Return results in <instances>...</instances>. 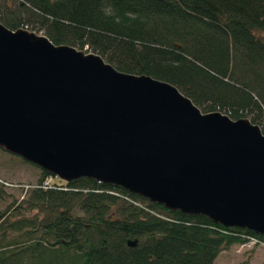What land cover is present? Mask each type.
<instances>
[{
  "label": "trees",
  "instance_id": "1",
  "mask_svg": "<svg viewBox=\"0 0 264 264\" xmlns=\"http://www.w3.org/2000/svg\"><path fill=\"white\" fill-rule=\"evenodd\" d=\"M8 1V30L37 27L55 46L169 83L203 114H248L264 134V0ZM53 177L42 171L26 200L0 212V264H214L233 246L264 245L92 179L44 186Z\"/></svg>",
  "mask_w": 264,
  "mask_h": 264
},
{
  "label": "water",
  "instance_id": "2",
  "mask_svg": "<svg viewBox=\"0 0 264 264\" xmlns=\"http://www.w3.org/2000/svg\"><path fill=\"white\" fill-rule=\"evenodd\" d=\"M0 147L64 182L92 179L264 236L257 125L203 114L169 83L1 23Z\"/></svg>",
  "mask_w": 264,
  "mask_h": 264
},
{
  "label": "rangeland",
  "instance_id": "3",
  "mask_svg": "<svg viewBox=\"0 0 264 264\" xmlns=\"http://www.w3.org/2000/svg\"><path fill=\"white\" fill-rule=\"evenodd\" d=\"M4 6H7V8L13 7L10 1L0 0L2 13ZM19 31H25L35 38L45 36L37 27L26 29L23 25ZM82 53L84 55L91 54H88V52ZM251 119V116L245 114L242 120L252 124ZM41 178L42 170L40 168L0 147V212L14 202L19 203L26 200L38 186ZM53 178L50 184H64L61 179ZM25 214L29 215L28 212ZM214 264H264V245L233 246L229 250L223 251Z\"/></svg>",
  "mask_w": 264,
  "mask_h": 264
},
{
  "label": "built area",
  "instance_id": "4",
  "mask_svg": "<svg viewBox=\"0 0 264 264\" xmlns=\"http://www.w3.org/2000/svg\"><path fill=\"white\" fill-rule=\"evenodd\" d=\"M50 184V182H45L44 186H48Z\"/></svg>",
  "mask_w": 264,
  "mask_h": 264
}]
</instances>
